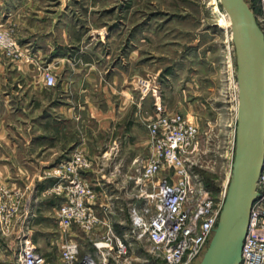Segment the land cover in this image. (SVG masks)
I'll use <instances>...</instances> for the list:
<instances>
[{"label": "rangeland", "instance_id": "obj_1", "mask_svg": "<svg viewBox=\"0 0 264 264\" xmlns=\"http://www.w3.org/2000/svg\"><path fill=\"white\" fill-rule=\"evenodd\" d=\"M247 2L256 11L257 3ZM221 12L220 0H0V33L7 41L0 45V130L7 132L0 133V264H23L20 253L27 239L57 264L63 241L56 213L62 197L54 191L58 174L78 157L91 164L79 177L95 188L98 202L106 196L111 202L105 213L96 203L100 220L128 232L131 213L145 204L139 179L151 156V144L145 142L158 102L198 133L184 157L193 173L215 197L225 190L232 171L238 90L231 29L221 23ZM78 67L84 71L75 76ZM65 77L98 78L106 99L93 96L95 105L114 111L131 103L138 120L146 117L138 124L137 149L129 151L123 137L120 146L126 149L115 156L113 149L119 146L110 143V134L91 133V158L75 149L55 165L41 146L50 145L51 98L55 105L60 101L50 90ZM21 79L27 99L8 98L4 91ZM109 151L126 160L92 159L109 157ZM112 201L120 202L118 210ZM74 235L84 239L86 251L95 250L98 237L92 242L79 231ZM122 240L132 248L113 264H163L146 242L131 236L129 243Z\"/></svg>", "mask_w": 264, "mask_h": 264}, {"label": "built area", "instance_id": "obj_2", "mask_svg": "<svg viewBox=\"0 0 264 264\" xmlns=\"http://www.w3.org/2000/svg\"><path fill=\"white\" fill-rule=\"evenodd\" d=\"M256 3V19L264 35V0ZM6 42L0 33V45ZM47 81L51 86L54 84L53 77ZM155 106L157 113L149 127L151 156L139 179L143 183L140 198L145 204L131 213L129 236L146 242L150 254L156 255L163 264H193L203 259L212 241L228 186L217 197L213 196L184 159L197 137L196 129L185 125L178 115L168 113L159 102ZM235 143L236 137L233 160ZM90 166L87 159L78 157L58 174L60 183L54 192L62 197L56 216L63 242L57 264H113L114 260L108 258L111 253L115 252L116 260L129 253L128 245L115 234L112 225L97 215L95 205L99 195L95 188L79 177L78 173ZM257 191L241 264H264V169ZM3 215L0 208L1 222ZM102 229L103 237L94 243L101 260L82 256L79 242L73 239L74 232L95 234ZM20 257L23 264H51L28 239Z\"/></svg>", "mask_w": 264, "mask_h": 264}, {"label": "water", "instance_id": "obj_3", "mask_svg": "<svg viewBox=\"0 0 264 264\" xmlns=\"http://www.w3.org/2000/svg\"><path fill=\"white\" fill-rule=\"evenodd\" d=\"M220 4L230 19L236 55V143L220 221L200 264H241L264 169V35L247 0Z\"/></svg>", "mask_w": 264, "mask_h": 264}, {"label": "crops", "instance_id": "obj_4", "mask_svg": "<svg viewBox=\"0 0 264 264\" xmlns=\"http://www.w3.org/2000/svg\"><path fill=\"white\" fill-rule=\"evenodd\" d=\"M57 60V59H56ZM87 65H91L89 61L86 60ZM75 73V76L79 74V72L84 71L83 68L78 67ZM66 70V69H65ZM11 89L5 90L4 93L8 98L15 96H19V100H26L29 96L26 91L27 85L23 80H19L16 85H12ZM23 84V85H22ZM23 86V87H22ZM14 87V88H13ZM22 87V88H21ZM78 87L80 89H78ZM101 91V92H100ZM51 95L58 94L60 96V101L57 99L56 105L54 104V96L51 98V108L48 115V130L50 134L49 143L50 145L47 147H42L41 149H48L51 155V160H55L53 163L55 165L59 164L61 161L68 160L71 157V154L75 149H83L87 155L91 154L90 148V134H110L112 138H110V143H114V146H119V148L113 149V154L115 156L119 155L123 152L126 147L122 148L120 146L123 143V137L127 140L128 150L131 151L133 148L137 149V130L139 122L143 123L146 120V117L143 115L141 119L138 120V113L135 114L134 111L131 110V103H128V108L126 109H115L111 110H102L99 106L94 104L93 96L101 95L103 101L106 99L105 89L103 88V83L100 79H81L79 80L76 77H65L64 79H60L58 81L57 87L50 90ZM151 118V117H149ZM92 125L95 127L93 128ZM96 129V131L94 130ZM1 134L7 133L6 130L2 127L0 130ZM124 135V136H123ZM147 141L150 143V137H147ZM133 143V144H132ZM109 157H97L92 156L93 160H105L107 162H117L126 160V158L121 157L114 158L111 156L110 151L107 153ZM107 155V156H108ZM122 155V154H121ZM111 156V157H110ZM91 158V156H89ZM105 192V191H103ZM112 196V195H111ZM116 200H118V195H114ZM102 197V195H101ZM113 197V196H112ZM96 203L100 204L102 210L105 213V209L109 206V201L106 196V200ZM119 201V200H118ZM107 202V203H106ZM114 207L116 210L119 209L120 202H114ZM117 206V207H116ZM57 214V213H56ZM107 222V221H105ZM111 224V222H110ZM115 234L122 239H125L129 236L131 226L125 227L128 230L125 234L122 233L121 229L124 230L123 227L118 224H111ZM99 235L95 234H85L87 238H89L93 242V238L103 237L102 230H98ZM81 231H79L80 233ZM83 233V232H81ZM60 241H63L62 233L59 231ZM73 239L77 240L80 244L81 255H91L93 256L96 253L94 249H90L89 251L85 250V241L80 236L73 235ZM79 239V240H78ZM95 239V240H96ZM90 241V242H91ZM84 242V243H83ZM33 243V242H32ZM89 243V241H87ZM129 243V242H128ZM34 244V243H33ZM130 250H131V243ZM35 245V244H34ZM88 246L90 245L87 244ZM36 246V245H35ZM90 248V246H89ZM97 252V251H96ZM48 261L49 255H46ZM95 256V255H94ZM109 260H116L115 252L109 255ZM95 259L101 260L98 254H96ZM59 261V260H58ZM118 262V260H116ZM146 264L148 260L145 261ZM51 263V262H50ZM52 264V263H51Z\"/></svg>", "mask_w": 264, "mask_h": 264}, {"label": "bare ground", "instance_id": "obj_5", "mask_svg": "<svg viewBox=\"0 0 264 264\" xmlns=\"http://www.w3.org/2000/svg\"><path fill=\"white\" fill-rule=\"evenodd\" d=\"M220 16H221V23L225 26V27H227L228 29H231V23H230V19H229V17H228V15H227V13L223 10V12H221L220 13ZM232 35V34H231ZM230 35V39H232L231 36ZM158 97V96H157Z\"/></svg>", "mask_w": 264, "mask_h": 264}, {"label": "trees", "instance_id": "obj_6", "mask_svg": "<svg viewBox=\"0 0 264 264\" xmlns=\"http://www.w3.org/2000/svg\"><path fill=\"white\" fill-rule=\"evenodd\" d=\"M252 2H257V0H251ZM251 9H253L252 7H251ZM255 9V8H254ZM256 11H254V13H255V15L257 14V8L255 9ZM209 191H211L212 192V190L210 189V188H207ZM213 196H216V195H213Z\"/></svg>", "mask_w": 264, "mask_h": 264}]
</instances>
